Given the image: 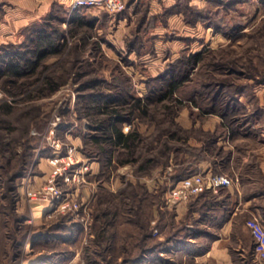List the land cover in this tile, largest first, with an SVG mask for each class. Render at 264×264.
I'll return each instance as SVG.
<instances>
[{
  "label": "rangeland",
  "instance_id": "obj_1",
  "mask_svg": "<svg viewBox=\"0 0 264 264\" xmlns=\"http://www.w3.org/2000/svg\"><path fill=\"white\" fill-rule=\"evenodd\" d=\"M237 1L231 7L221 10L222 24L240 29L229 37L211 27L187 25L180 14L183 23L170 22L168 19L175 13L168 12V8L159 15L148 16V25L139 29L141 42H137L139 48L136 46L139 50L135 48L133 52L127 51L126 42L133 40L135 29L141 25V17L147 13L146 0L141 1L139 8L129 9L128 3L120 14H108L100 9H83L81 14H86L90 21L88 26L78 25L76 22L69 24L71 13L64 16L65 12L62 10L51 12L58 20L56 23L54 18V23L65 30L67 47L60 55L47 58L46 64L54 67L57 75L64 72L67 75L66 82L48 96L28 99L27 95L30 92L34 95V89L39 83L31 86L27 92L10 94L1 87L0 80V105L7 103L13 106L7 120L17 129L7 131L6 140L18 139L22 129L27 126L26 142L22 139L16 147L19 152H25L29 144L35 145L28 158V167L16 181L17 198L12 209L6 198L7 185L3 181H7L8 174L18 170L21 161L19 156H13L7 166L4 160H0V166H6L8 170L5 175L0 170V219L3 216L11 219V213L27 217L23 229L12 224L8 241L0 236V264L3 259L5 264H24L28 260L23 249L17 251L18 241L22 238L25 239L24 246L29 245L33 253H40L44 264H130L132 259H136L150 247L159 264H172L180 257L175 256L177 253L171 251L170 246L185 242V237L190 236H187L190 230L187 226L192 224L193 231L196 232L197 225L190 219L179 221L174 212L163 208L164 184L155 182V189L148 191L139 179L162 178L168 167L183 160L184 164H191L193 167L204 157L212 158V162H223V159L229 157L228 150L232 147L238 166L234 168L238 182H264L259 171L261 150L264 149V3L258 0ZM176 3L180 9L187 4L197 8L195 4H199L200 0H175ZM51 13L48 15L51 16ZM64 18L67 21L62 23ZM225 30L228 29L225 27ZM21 37L20 41L12 43L20 44L23 42V36ZM73 45L79 46V51H75ZM203 48L212 51L210 56H205L207 61H216L222 64L221 67H224L223 63L228 66L220 68L223 73L216 71L211 75L238 87L234 136L228 134L222 139L221 129L216 133H213L215 127L212 130L204 129L208 117H217L219 123L222 118L214 114H201L189 103L188 98L196 88L197 80L200 83L204 77L202 69L203 71H198L199 74H192L195 82L186 84L180 90L179 98L182 103L173 105L172 111L176 116L173 125L164 111L163 106L167 102L157 101L156 95H153L149 108L158 121L151 122L150 118H141L136 112L131 123L122 127L123 130L125 126H129L124 133L136 128L142 135L135 154L137 160L119 164V151H114L113 162L109 168H103L95 156L100 152L101 146L91 140L99 134L92 130V120L98 116L86 117L81 114V96L94 89L80 91L81 82L96 77L105 81L100 84L101 92L113 94L114 89L106 83L111 81L112 76L123 74L132 85L131 94L144 99L150 96V90L160 84L157 79L166 73L169 65L183 51L197 52ZM78 72L82 75L81 78H78ZM227 95L230 96L228 93ZM199 101L203 106L207 105L206 100ZM22 114L24 117H21ZM54 122L56 125L53 127V136L63 144L62 152L65 153L67 147L73 146L82 160L90 159L99 163L100 172L96 178L106 183L105 186L97 187L93 193H89L86 185L79 188L61 186L65 192H75L72 197L69 195L68 200H74L79 207L78 212L61 211L56 209L58 204L49 207L47 204L29 201L20 188L23 178L29 188L45 184L50 172L47 158L53 150L47 138ZM166 130L174 133V138H169ZM0 132L4 133L1 129ZM32 135L39 137L36 144L28 141ZM105 147L109 148L108 145ZM223 147L227 149H222ZM84 152L95 155L88 158ZM149 158L154 162L144 171H139L138 167ZM217 173L229 174L223 166L220 170L217 169ZM37 177L41 181L33 186ZM94 180L91 178L89 182ZM133 194H136L135 198ZM20 199L25 204L21 209L16 205ZM64 200L60 199L57 203ZM32 205H37V210L42 209L43 216L38 223L33 221L30 224L27 221L32 219ZM199 213L202 214L200 210ZM39 235L43 237L34 239ZM202 252L203 249L194 253L198 255ZM13 254L16 255L15 261H12ZM230 254L236 262L255 260L253 245L251 248L245 247V251L235 246Z\"/></svg>",
  "mask_w": 264,
  "mask_h": 264
},
{
  "label": "trees",
  "instance_id": "obj_2",
  "mask_svg": "<svg viewBox=\"0 0 264 264\" xmlns=\"http://www.w3.org/2000/svg\"><path fill=\"white\" fill-rule=\"evenodd\" d=\"M205 1L206 5L201 9L194 8L189 4L183 9H180L178 3H176L169 8L168 12L182 15L183 21L187 25L195 27L197 24H200L203 28L211 27L214 31H222L223 35L226 37H229V35L240 30L235 26L228 27V24H222L221 22V10L227 9L233 4L238 3L237 0H230L231 2L229 0ZM258 1L264 3V0ZM81 10L83 9L71 13V17L68 19L69 24L76 22L79 23L78 25H90V21L86 18V14H81ZM56 11H60V9H56L54 12ZM63 12H65L63 13L64 16L68 13L66 11ZM54 18L55 17L51 13V16L47 15L45 19L43 18L41 21L23 28L21 30L23 42L20 44L15 45L12 42L0 44V80L1 87L7 93L21 94L27 92L34 84L39 83L34 89L35 94L31 95L30 92L27 97L28 99L35 96L44 97L52 94L58 87L66 82V74L64 72L57 75V70L46 64L47 58L60 55L67 47L65 30L62 29L61 26H57L59 24L54 23ZM66 19L64 18L62 23L67 21ZM148 21V14L145 12L141 17V25L137 26L134 31L133 40L126 42L128 52H133L135 48H139L137 45V42H141L139 29L143 25H148ZM55 22L57 23L58 20L56 19ZM225 27L228 30H225ZM72 47L75 51H79V46L73 45ZM209 54H212V51L205 48L197 52L183 51L180 57L169 65L166 73L157 79L160 80V84L156 88L150 90V96L144 99L131 94L133 92L132 85L128 82V78L123 74L112 76L111 81L106 83L108 87L114 89L113 94L110 92H101L100 84L103 82L105 83L104 80H98L95 77L94 79L81 82L80 91L83 92L89 88L94 89L93 92L81 96L83 103L81 106L83 112L81 114L86 117H90L91 115L98 116L92 120V130L97 131L99 134L93 136L91 140L94 144H100L101 146L100 152L98 154L96 153V155L94 153H91L90 155L85 152L84 154L87 155L88 158L95 155L100 161L101 166L105 169L109 168L113 162L114 151H119V156H117L119 164L135 162L137 160L135 154L139 143L142 141V135L136 128H133L128 133H124L122 127L127 123H131L136 112L141 118H150L152 120L151 122H156L157 117L149 108L153 95H156L155 97L157 101L167 102L163 106L164 111H166L169 117L170 124L173 125L175 122L174 118L176 117L174 115L175 112L172 111L173 105L182 103L181 98H179L180 90L186 84L195 82L194 78L191 77L192 74L194 72L195 75L199 74L198 71L201 72L202 69L204 70V77L200 80V83L197 80L196 88H194L188 98L189 103L196 107L201 114H214L222 118V122H220L221 124L219 123L215 127L216 130H214L213 133H216L218 129H221L222 133L220 137L222 139L226 138V135L228 134V136H234L233 124L235 123V105L239 101L237 98L238 87L233 83L226 82L225 79H215L211 75L212 72L215 73L216 71L218 73H223L220 68H226L228 66L226 63H223L224 67H221L222 64L216 61H207L205 56H210ZM77 75L78 78L82 77L80 72H78ZM195 75H193V77ZM227 93L230 94V96H228ZM199 99L206 100L207 105L203 106ZM12 110L13 106L10 104L5 103L0 105V129L4 131V133L0 132V160H4L7 166L10 162V158L13 156H19L21 161L20 166L18 167L19 171L17 170L15 173L8 174L9 178L7 177V181H3L6 182L7 185L6 191L8 194H6V198L9 200L10 209H12L13 203L17 198L16 181L23 175L28 167V158L32 155V149L34 148L32 146H35L29 144L25 152H19L16 147L17 143L22 141V139L24 142V139L28 134L27 126L22 129L21 135L18 139L6 140L7 131L11 132L16 129L12 127L11 122L7 120V116L12 113ZM21 117H24L23 114ZM166 132L169 133V138H174V133H171L170 130H166ZM28 139L29 142L31 141V143L36 144L39 137L32 135L29 136ZM106 145H108L109 148H106ZM167 150H170V148L167 147ZM227 159L228 157L223 159V162L225 163ZM198 160L199 159L197 158V161ZM152 162H154L153 159H147L138 167L139 171H144ZM184 163V160L178 163L175 171L169 176L172 183L195 174L194 172L197 171L195 166L193 167L191 164L188 165ZM0 170L3 171L4 175L7 174L8 170L6 169V166L1 165ZM213 173H217V170H214ZM143 186L144 189L147 190L145 185ZM162 186L166 189L165 184ZM135 188L137 189L138 187L136 186ZM209 194L211 195L212 193L205 192L201 194L196 201ZM132 196L135 198L136 194H133ZM193 201L188 203L189 209L186 214L187 218L190 217L191 212L195 210L194 207L196 206H191ZM216 207V203H213L209 198L208 202L204 201L200 203L197 210H200L203 214L209 213L213 208V211H215ZM11 212L12 211H10V213ZM212 214L215 215L214 212ZM26 220L27 217L25 215H16L14 213H11V219H5L3 216L0 219V236H3L5 240L8 241L11 237L9 235H11L10 227L12 224L15 225V227L18 226L19 229H23L26 225ZM190 231L191 230H189L187 235L195 236L196 232ZM42 237V235H39L34 239L37 240ZM18 242L17 251L20 252L25 244V239L22 238ZM15 260L16 255L13 254L12 261Z\"/></svg>",
  "mask_w": 264,
  "mask_h": 264
},
{
  "label": "crops",
  "instance_id": "obj_3",
  "mask_svg": "<svg viewBox=\"0 0 264 264\" xmlns=\"http://www.w3.org/2000/svg\"><path fill=\"white\" fill-rule=\"evenodd\" d=\"M71 0H0V44L9 42H17L21 40V30L35 22L41 21L54 10H62L68 12V5ZM129 1V2H128ZM142 0H126L129 9L139 8ZM175 4V0H146L148 16L159 15L162 11ZM126 5V6H128ZM205 0H200L199 4H195L197 8H204ZM170 22L180 21L183 23L179 14L171 15L168 19ZM219 119L215 116L208 117L205 121L204 129L212 130L219 124ZM219 145V143H217ZM222 149H227L223 147ZM229 157L227 161L220 162L212 158L201 159L195 168L198 172H213L220 170L222 166L228 171V176L234 183L231 187L219 191L217 194H209L201 199H196L191 203L195 210L191 212L190 217H186L189 205L181 208L175 213V218L179 221L190 219L196 227L195 236L185 237V242L177 243L175 246H170L171 251H175L179 255V260L172 264H264L256 260H242L236 262L230 254V250L235 246L242 251L245 247L253 245V236L251 227L247 220L252 217L259 218L264 223V182H238L234 168H238L235 162V151L230 147ZM259 171L264 177V149L261 150ZM245 159L243 163H245ZM178 165H172L170 171L165 170L162 178L152 180L149 177H143L140 182H143L148 191L155 189V182L165 183L170 180L169 176L175 171ZM41 181L38 177L33 186H36ZM133 182V181H132ZM118 184V182H116ZM210 196V197H209ZM210 200L216 203V209L209 213H199L198 205L202 202ZM20 209L25 205L22 199L16 202ZM39 209V208H38ZM38 211L37 205H32L30 208L31 218L30 224L40 220L34 219V214ZM43 212V211H42ZM215 213L213 215L212 213ZM246 220V221H245ZM191 231L194 230L192 224L187 226ZM193 228V229H192ZM189 232V231H188ZM187 233V232H186ZM174 245V244H173ZM29 246V245H28ZM24 246L23 252L29 257L24 264H44L40 253H33L31 246ZM145 249L144 253L132 259L130 264H159L155 259L154 250ZM203 249L201 254H195V251ZM5 259H3L4 263ZM171 264V263H169Z\"/></svg>",
  "mask_w": 264,
  "mask_h": 264
},
{
  "label": "built area",
  "instance_id": "obj_4",
  "mask_svg": "<svg viewBox=\"0 0 264 264\" xmlns=\"http://www.w3.org/2000/svg\"><path fill=\"white\" fill-rule=\"evenodd\" d=\"M125 8L126 0H71L68 5V13L80 9H100L108 14H117L124 11ZM55 125L56 122H54L47 138L53 150L47 158L50 172L45 184L37 188H29L28 183H24L25 179L23 178L20 188L29 201L47 204L49 207L58 204L56 209L78 212L79 207L74 200H68L69 195L72 197L75 192H65L61 186L79 188L86 185L89 193H93L97 187L105 186L106 183L96 178L100 172L99 163L90 159L82 160L78 157V152L73 146L67 147L65 153L62 152L63 144L53 136ZM128 129L129 126H125L123 132ZM170 169L168 167L167 172ZM91 178L95 180L89 182ZM233 183L234 181L228 176L213 172H198L174 183L166 180L164 183L166 189L162 199L163 208L169 212H177L201 194L205 192L217 194L219 191L231 187ZM60 199L65 200L57 203ZM249 225L253 236L254 259L256 261L264 260V223L259 218L252 217Z\"/></svg>",
  "mask_w": 264,
  "mask_h": 264
},
{
  "label": "bare ground",
  "instance_id": "obj_5",
  "mask_svg": "<svg viewBox=\"0 0 264 264\" xmlns=\"http://www.w3.org/2000/svg\"><path fill=\"white\" fill-rule=\"evenodd\" d=\"M42 216H43L42 211H38V212H36V213L34 214V219H35V220H40V219L42 218Z\"/></svg>",
  "mask_w": 264,
  "mask_h": 264
}]
</instances>
